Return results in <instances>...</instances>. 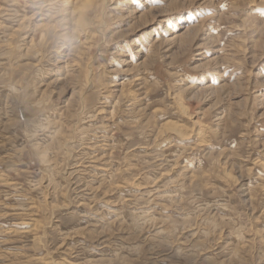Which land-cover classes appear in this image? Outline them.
<instances>
[{
  "label": "rangeland",
  "instance_id": "rangeland-1",
  "mask_svg": "<svg viewBox=\"0 0 264 264\" xmlns=\"http://www.w3.org/2000/svg\"><path fill=\"white\" fill-rule=\"evenodd\" d=\"M0 264H264V0H0Z\"/></svg>",
  "mask_w": 264,
  "mask_h": 264
},
{
  "label": "bare ground",
  "instance_id": "bare-ground-1",
  "mask_svg": "<svg viewBox=\"0 0 264 264\" xmlns=\"http://www.w3.org/2000/svg\"><path fill=\"white\" fill-rule=\"evenodd\" d=\"M182 37V36H181ZM216 72V71H215ZM174 129V128H173ZM94 139V138H93ZM86 155V154H85ZM87 157V156H86ZM87 159V158H86ZM85 159V160H86ZM90 159V158H89ZM95 159V158H94ZM91 160V159H90ZM93 161V160H92ZM86 162H88V161H86ZM76 167H79V166H76ZM186 167V166H185ZM85 168V167H84ZM79 169H80V167H79ZM102 172V171H101ZM103 173H104V171H103ZM113 173V172H112ZM110 174V173H109ZM82 175V174H81ZM94 176V175H93ZM102 176V175H101ZM88 187V186H87ZM141 218V217H140Z\"/></svg>",
  "mask_w": 264,
  "mask_h": 264
},
{
  "label": "snow or ice",
  "instance_id": "snow-or-ice-1",
  "mask_svg": "<svg viewBox=\"0 0 264 264\" xmlns=\"http://www.w3.org/2000/svg\"><path fill=\"white\" fill-rule=\"evenodd\" d=\"M129 59L131 60L132 59V56H129Z\"/></svg>",
  "mask_w": 264,
  "mask_h": 264
}]
</instances>
